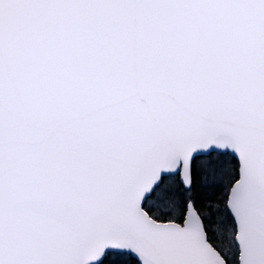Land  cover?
Masks as SVG:
<instances>
[{
    "label": "water",
    "instance_id": "95a60500",
    "mask_svg": "<svg viewBox=\"0 0 264 264\" xmlns=\"http://www.w3.org/2000/svg\"><path fill=\"white\" fill-rule=\"evenodd\" d=\"M210 152L264 264V0H0V264H226L192 201L143 208Z\"/></svg>",
    "mask_w": 264,
    "mask_h": 264
},
{
    "label": "trees",
    "instance_id": "16d2710c",
    "mask_svg": "<svg viewBox=\"0 0 264 264\" xmlns=\"http://www.w3.org/2000/svg\"><path fill=\"white\" fill-rule=\"evenodd\" d=\"M215 157H219L218 159ZM230 158V171L225 172V161ZM228 167V166H226ZM192 182L189 190L179 183L178 175L162 178L151 196L145 201L144 209L156 221L182 222L187 201H192L201 216L209 242L231 264L226 254L214 240V232H230V241L234 244L233 221L227 213L225 203L228 190L237 178V162L227 155L210 154L193 160L191 169ZM148 207V201H153ZM176 212L178 214H174ZM179 217H175V216ZM175 218V219H173ZM206 218H210L211 222ZM224 220L225 224L222 223ZM223 243L222 240H219ZM236 251V247H234ZM236 258V253H235ZM100 264H138L127 254L107 253Z\"/></svg>",
    "mask_w": 264,
    "mask_h": 264
},
{
    "label": "rangeland",
    "instance_id": "374dc122",
    "mask_svg": "<svg viewBox=\"0 0 264 264\" xmlns=\"http://www.w3.org/2000/svg\"><path fill=\"white\" fill-rule=\"evenodd\" d=\"M215 158L218 159L219 157H215ZM226 160H227V163L225 161V169H224L225 172L226 171H230V166H229L230 165V161H228L230 159L227 158ZM226 166H228V167H226ZM153 202H155V200L148 201L147 206L148 207H152L153 206L152 205ZM173 213L175 214L176 212H173ZM176 214H178V213H176ZM175 217H179V216L176 215ZM173 219H175V218H173ZM206 220L211 222L210 218H206ZM223 222H224V220H222V223ZM225 222L223 224H225ZM215 232H214L213 235H214V240L216 241V244L219 245L222 248L223 252L227 255V257H228L229 261L231 262V264H234L236 251L234 249L235 244H233L230 241V232H221V231L219 233H215ZM231 235H234V234L231 233ZM219 240H222L223 243H220Z\"/></svg>",
    "mask_w": 264,
    "mask_h": 264
}]
</instances>
